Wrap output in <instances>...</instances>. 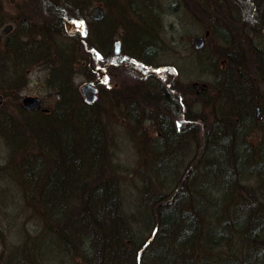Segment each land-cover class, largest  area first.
<instances>
[{"label": "rangeland", "instance_id": "rangeland-1", "mask_svg": "<svg viewBox=\"0 0 264 264\" xmlns=\"http://www.w3.org/2000/svg\"><path fill=\"white\" fill-rule=\"evenodd\" d=\"M36 2L0 0V264H132L133 257L139 264V251V262L148 264L144 254L157 246L154 235L163 226L158 224L160 229L152 234L151 226L161 221L156 212L159 201L150 198L156 194L154 182L174 184L183 166L180 162L171 170L168 160L177 151L186 158L193 156L195 176L200 174L204 162L200 135L212 127L213 115L226 138L230 179L222 183L227 188L224 195L202 188L197 194L202 214L213 206L222 218L226 238L205 242L198 230L192 245L184 246L179 256L207 264L215 261L209 257L214 252L238 264L247 260L264 264V220L252 221L258 214L264 218V117L255 115L258 101H264V79L255 54L264 39L258 29L264 0H140L136 5L130 0H67V7L59 10L47 1L39 6ZM95 5L104 9L102 22L92 17ZM54 13H60L61 22H55ZM7 24L11 28L3 33ZM206 30L210 33L196 47V38ZM139 36L146 37L142 45L136 42ZM115 39L121 41L119 53L113 50ZM241 74L245 78L238 84ZM149 78L169 79L180 94V107H188V114L198 118L191 122L182 114L171 117L170 125L186 136V148L183 139L155 149L156 116L166 115L162 112L167 108L159 96L148 93L155 91L147 87ZM88 81L94 82L97 94L86 111L94 115L107 140L97 155L101 154L100 165L79 181L85 190L106 178L117 185L122 219L111 228L124 256L83 242L81 250L75 242L76 250L67 251V229L62 241L54 214L41 206L40 189L60 163L57 152L50 150L60 124L54 119L57 112L53 120L43 117L53 115L56 106L63 107L60 116L62 124L67 122V135L75 142L80 139L85 128L73 111L84 98L80 87ZM193 82L203 85L200 92ZM27 95L41 100L37 110L42 118L23 109ZM133 109L138 111L137 120L130 115ZM240 123L242 130L235 132ZM241 141L245 153L231 146H241ZM234 155L239 159L232 165ZM158 158L160 167L155 168ZM190 205L184 210H193ZM177 215L182 218L180 212ZM123 230H128L127 237ZM166 240L174 250L170 237Z\"/></svg>", "mask_w": 264, "mask_h": 264}, {"label": "trees", "instance_id": "trees-1", "mask_svg": "<svg viewBox=\"0 0 264 264\" xmlns=\"http://www.w3.org/2000/svg\"><path fill=\"white\" fill-rule=\"evenodd\" d=\"M53 17L55 18V16ZM144 38L146 37H136L138 40L136 42L139 45H142L145 42ZM147 50H151V52H153L152 48H147ZM262 72L263 69L260 70V73ZM161 76L166 77V74L161 73ZM159 79L157 78V81H155L154 79L149 78V81L146 82L147 87L155 90L151 91L148 89V93L152 96H159L158 101L167 108V112H162L166 115L160 114L156 116L157 121L154 127L158 134H155L156 137L152 139L154 141L153 143L155 149H159V146L164 148L169 147L171 144L174 145L176 142L179 144L178 142L183 139L184 147L186 148V136L182 135L183 133L176 131L174 127L171 128L169 125L171 117L172 115L177 116L182 114L186 116V120L191 122H193V120L197 121L198 118L188 114V107H180V94L175 92L173 89L174 86L170 84L169 79ZM201 94L203 95V92ZM177 99H179V103L177 102ZM62 102H64V100ZM90 107L91 105L82 99L80 100L77 109H74L73 111L75 112L76 110L75 114L78 117L77 119H81L83 121L82 126L85 128L83 135L76 142L72 140L69 135H67V122L62 124L63 120L61 119L63 118L60 116V112L63 107L58 108L56 106V110L53 115H44L43 117L51 119L55 115V112H57L54 119L55 121L58 119L60 124L58 125L59 127L56 130L55 137L51 142L52 144L50 150H52V152H57V154L54 155H56L58 163H60L53 167L54 169H51L47 182L43 188L40 189L39 196L41 206L45 208V210L48 208L49 211L54 214L55 219L52 220L55 221V223H57L61 228V232L58 233V236L61 237V239L64 236L62 232L67 229V234L65 233L67 235V251H70L72 247L75 248L78 246L77 244L80 246L83 242L92 245V247L102 246L104 248V252L108 251L109 253H107L109 255H111L112 251H116L118 256H124L123 247H121L119 240L115 238L116 231L113 232V229L111 228L118 219H122V216L120 215L122 209L120 207L119 196H117V185L115 186L114 182H110V179L106 178L102 182L94 183L96 185H94L92 189L87 188L85 190L83 187L84 184L82 185V181H79V176H91L90 172H93L95 168L100 165L101 154L99 158H97V155L100 153V150H102V152L105 150L107 140V137L103 134L102 129L99 128L94 115L87 113L86 110ZM32 113L38 115L39 118H42V112L33 110ZM130 115L135 120L139 117L138 111L135 109H133V112H131ZM212 120V127H205L204 132L200 135V157H203L204 159L203 165L205 169H212L214 172L216 171V173H221L222 175L224 171H228L225 166L224 151L227 145L224 143L226 138L223 140L224 136H221L219 132L215 131V127L218 123H220V120L217 119L216 115H213ZM188 127H190V132L195 130V125L190 124ZM240 130V125H237L234 129L235 132ZM237 141L240 142V140ZM65 150H67V153ZM163 157L164 155H162L161 160ZM155 159L156 158L153 156L152 160L155 161ZM182 159L184 160L181 161ZM161 160L158 158L155 168L158 167V165L160 167ZM168 161L171 163L169 165L171 170L176 164L179 166L180 162H182L181 165L183 166V169H181L175 176L176 178L174 177L175 182L172 189L173 200L178 202H184L186 200L190 201V206L193 210L185 209L182 213L183 219L174 213V215L168 219V217H165L160 210L156 211L161 221L160 223L151 226L152 234H155L160 229L158 224H162L163 226L161 227L162 232L160 233L159 230V232L154 235V240H156L157 246H151L147 249L148 255L144 254L146 258L151 260L148 264H166L165 262L160 263V260L167 261L170 255V251H168L169 244L167 243V240L165 241V239L168 238L165 235L167 228L172 230L171 233L174 234V237H170V239L174 243L175 248L180 246L179 249H174L176 252L178 251L177 254H180V251L184 246H191V243L194 242V235L198 231L196 228H199L200 224L197 223L195 217L199 219L202 217L201 212H199L200 214L198 213L197 216L195 213L196 209H198V211H203V204L200 203L195 190V185H193V179L195 175H197L195 171L196 164L194 162V157L190 155V157L186 158L177 151L176 154L172 155L171 161L170 159ZM219 161L220 163L218 165ZM99 171L101 172L100 169ZM206 172L208 171H205V173ZM222 189L223 191H227V188ZM203 190L205 192L209 191V189L204 188ZM189 194L191 195V198H187ZM75 201V205H71V203ZM60 205L62 206L61 208L59 207ZM162 207L164 206L161 204L158 209ZM234 223L238 224L240 222L236 221ZM210 227L211 226H208L209 229H206V227L202 225L200 227L202 229L204 228V231H200V233L205 242H216L224 238V234H222L220 239L215 240L217 238L216 231L223 228L221 224H219L218 228H215L214 230ZM123 233L127 237L128 230H123ZM176 235L177 238H175ZM68 240H70L71 243H68ZM151 240L153 239L151 238ZM62 241L64 240L62 239ZM185 242H187V244L183 245ZM190 246L189 248H192ZM140 256L141 254L139 251L137 252V261L139 264H143V262H139ZM154 257L155 260L152 261ZM182 260L183 259H180V262H182ZM134 261L135 259L133 257L132 264H134ZM183 264L194 263H188L187 260L184 259Z\"/></svg>", "mask_w": 264, "mask_h": 264}, {"label": "bare ground", "instance_id": "bare-ground-1", "mask_svg": "<svg viewBox=\"0 0 264 264\" xmlns=\"http://www.w3.org/2000/svg\"><path fill=\"white\" fill-rule=\"evenodd\" d=\"M205 32H207V34H205ZM204 32V35L203 36H207L208 35V33H210V30H206ZM201 36V35H200ZM116 40V39H115ZM114 40V41H115ZM114 41H113V46H114ZM114 52H115V46H114ZM121 51V42H120V47H119V51L118 52H115V53H119ZM261 64L262 63H259V67H258V70H262L263 69V72L261 73V77H262V79H264V65L263 66H261ZM227 72V71H226ZM229 72V71H228ZM228 72H227V74H228ZM236 74V73H235ZM245 78V77H244ZM244 78H243V76H242V74L241 75H239L238 77H237V79L236 80H238V81H240L238 84H240V83H242L243 82V80H244ZM243 79V80H242ZM234 80H235V77L232 79V83H234ZM242 89H244V84H243V86H242ZM219 124L220 123H218L217 124V126L215 127V131L216 132H221V130H220V126H219ZM238 124V123H237ZM169 125H170V123H169ZM219 126V128H217ZM242 124L240 123V129L242 130ZM170 127L171 128H173V126H171L170 125ZM221 136H224V135H222L221 134ZM223 140H225V137H224V139ZM224 143H226V141H224ZM231 146H233L235 149L236 148H239V149H241V151L243 152V153H245L246 152V144H245V142L244 141H242V143H241V146H239V145H237L236 144V146H235V144H232ZM239 159V157L238 156H235L234 155V157L233 158H231L230 160H231V162H232V165L233 164H236L237 163V160ZM196 164V163H195ZM203 164H204V162H203ZM235 168H237V167H235ZM205 171H208V172H206L205 173ZM229 171H224L223 173H222V175H217V173H216V171L214 172V170H212V169H205L204 168V165H203V168H202V170L200 171V174L198 175V176H195L194 177V182H193V185H195V190H196V192L198 193V191H199V188H204V189H209V191H207V192H210V191H215V194H221V195H224L225 194V192L226 191H223V189H222V183L224 182V183H227L226 182V180L228 181V178L230 179V176H229ZM227 177V178H226ZM173 186H174V184L172 183V184H165V185H162V184H156V185H154V187L152 188L153 189V191H155L156 192V194H153L152 193V196L150 197L149 195H150V192H148L147 193V196L146 197H150L151 199H153L154 197H157V199H158V201L159 202H157L158 203V205L156 206V211L158 210H160L161 211V213L165 216V217H168V219L172 216V215H177L178 214V212H180L181 214L183 213V211H184V207H185V205L188 203V202H190V201H184V202H178V201H174L173 200V192H172V189H173ZM223 191V192H222ZM207 192H205V193H207ZM193 194V193H192ZM190 195V194H189ZM188 195V197L187 198H191V195L189 196ZM198 195V194H197ZM146 197H145V200L147 201L148 200V198L146 199ZM189 200V199H188ZM169 203V204H168ZM162 204V206H164V207H162V208H160V209H158V207H159V205H161ZM168 204V205H167ZM173 206V207H172ZM170 207H172V208H170ZM212 210H213V212H212ZM199 212H201L200 210L198 211V209H196V211H195V213H196V216H197V214L199 213ZM203 212H204V210H203ZM174 213V214H173ZM202 213V212H201ZM148 214L149 213H147L146 214V216H148ZM200 214V213H199ZM208 215V216H207ZM174 218H176V217H174ZM215 218L217 219L216 220V222H215ZM160 219V218H159ZM195 219H196V221H197V223H200L199 224V228H196L197 230H200V231H204V228L202 229V228H200L201 227V225L202 226H204V227H206V229H209L208 228V226H211L210 228H212L213 230L215 229V228H218V226H219V224H220V221H221V217L219 216L218 217V214L217 213H215V208H213V206H207L206 207V214H202V217H201V219H199V218H197V217H195ZM161 220V219H160ZM262 220H264V218L263 217H261L259 214L257 215V216H255L254 218H253V222L254 223H257V222H260V221H262ZM235 225H240V223H238V224H235ZM244 225L245 226H251V224H250V222H248V223H246V222H244ZM214 226H217V227H214ZM172 232V230L171 229H168L167 228V230H166V233H165V235L167 236V235H170V236H168V237H174V234H172L171 233ZM224 233V228H221V229H219L218 231H216V234H217V238L215 239V240H218V239H220V237L222 236V234ZM175 238H177V235H176V237ZM224 238H226V236H224ZM169 244V243H168ZM182 244V243H181ZM187 244V242H185L183 245H186ZM193 246H194V244H193ZM77 247V246H76ZM75 247V248H76ZM75 248H73L72 247V249L69 251V252H73L74 250H76ZM169 249V251H170V255H169V259H167V261H164V260H160V263L162 262H165L166 264H183V260L185 259V260H187V262L188 263H194V264H197L196 263V261H195V259L194 258H192V257H180L179 255L180 254H177L178 252H176L175 250H172L171 249V247H168ZM174 249H179V247L178 248H175L174 247ZM193 249H194V247H193ZM79 250H81V248H80V246H79ZM76 253H77V251H75ZM210 253V256L209 257H211L212 258V260L214 261V258H215V263L214 262H212V261H208L207 262V264H212V263H214V264H238V263H235V262H233V261H230V260H223V259H221L220 257H226V256H221V255H219V254H215L214 252H209ZM79 255V254H78ZM201 257H204V255H203V252H202V250H201ZM96 258V257H95ZM206 258V257H205ZM152 259V258H151ZM180 259H183L182 260V262H180ZM155 260V257L153 258V260L152 261H154ZM198 260V259H197ZM90 261V260H89ZM93 261H95V263L96 262H98L99 260H98V258L96 259V260H93ZM149 261H151V260H149ZM252 260H247V261H245V262H241L240 264H253V262H251ZM172 262H174V263H172ZM106 264V263H105Z\"/></svg>", "mask_w": 264, "mask_h": 264}, {"label": "water", "instance_id": "water-1", "mask_svg": "<svg viewBox=\"0 0 264 264\" xmlns=\"http://www.w3.org/2000/svg\"><path fill=\"white\" fill-rule=\"evenodd\" d=\"M91 14L94 19H99L102 16V8L98 5H95L91 8ZM9 26L7 25L4 29V32L8 30ZM264 30V27H263ZM207 34V32H205ZM203 36H198L196 38V46L199 47L202 44ZM115 52L119 51L120 41L119 39L114 41ZM193 86L196 87L197 92H200L203 85H200L198 82H193ZM81 92L83 93L84 101L87 103H92L96 99V87L93 81H88L81 85ZM1 102V95H0ZM22 107L25 109H37L40 107V99L37 96L27 95L22 98Z\"/></svg>", "mask_w": 264, "mask_h": 264}, {"label": "flooded vegetation", "instance_id": "flooded-vegetation-1", "mask_svg": "<svg viewBox=\"0 0 264 264\" xmlns=\"http://www.w3.org/2000/svg\"><path fill=\"white\" fill-rule=\"evenodd\" d=\"M46 1H47V3H52L51 8H56L59 10V6L67 7V0H37L36 4H34V5H36V6H39L41 4L44 5L46 3ZM143 1H148V0H143ZM139 2H140V0H130V3L135 4V5L138 4ZM52 16H55V18H56L55 22H61L62 21V19H61L62 17H60V13H56V14L54 13V14H52ZM104 18H105V13H104V9H102V16H101V18H99V22H102L104 20ZM258 18L260 19V22L262 23L261 28H258V29L261 31V34L264 37V31L262 29L264 26V14L258 16ZM7 25L9 26V28L6 32H4V29ZM7 25H5L2 28L3 33H7L10 30L11 24H7ZM256 48H257V52L255 54H256L257 61L259 63H262L261 66H263L264 65V39H263L261 45H258ZM258 104L259 105L256 107L255 115H257L258 118H263L264 117V101H258Z\"/></svg>", "mask_w": 264, "mask_h": 264}]
</instances>
